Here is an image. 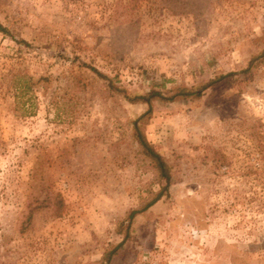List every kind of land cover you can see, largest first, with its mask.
<instances>
[{
	"label": "rangeland",
	"instance_id": "1",
	"mask_svg": "<svg viewBox=\"0 0 264 264\" xmlns=\"http://www.w3.org/2000/svg\"><path fill=\"white\" fill-rule=\"evenodd\" d=\"M0 22V264H264V0H0Z\"/></svg>",
	"mask_w": 264,
	"mask_h": 264
},
{
	"label": "trees",
	"instance_id": "2",
	"mask_svg": "<svg viewBox=\"0 0 264 264\" xmlns=\"http://www.w3.org/2000/svg\"><path fill=\"white\" fill-rule=\"evenodd\" d=\"M0 32L11 35L10 30L3 23H1V22H0ZM18 41L19 42L28 43L26 40H18ZM261 58H264V50L261 53H259V54L255 55L254 57H252V60H251L250 65L253 64V62H255V60L261 59ZM249 69H250V67H248L246 69V71H248ZM96 71H98V70H96ZM214 82H215V80L210 81L209 83L205 84L202 89H199L197 91H195V90L194 91H192V90H189L188 91L186 89H181V90H179V92H177L176 94H173L171 96H165L162 92L155 91L154 90V91H152V92H150L148 94L147 101L151 102L155 98H160V99H165V100H174L177 95H193V93H196L197 95L200 96L202 94L203 90H205L206 88H208ZM138 137H139V140L142 143V145L147 149V153L149 155H151L153 157L154 161L156 162V166L158 167L161 176L164 177L166 179V181L169 183L170 178H171V175H170V171L168 169V165L164 161V158L159 153L156 152V150L151 146L150 142L147 140V138L145 137V135L140 130L138 131ZM166 187L167 186H164V189ZM163 193H164V191L161 190L157 194V196H156L153 204L156 203L157 201H159L162 198V196L164 195ZM56 206H57V208H59L57 210V214L59 215L61 213V208L63 206V200H62V198L59 201H57ZM139 212H140V210H134V211H132V213L130 215L131 216V219H133V217H135V215L137 213H139ZM122 245L123 244L120 243L115 249L117 250Z\"/></svg>",
	"mask_w": 264,
	"mask_h": 264
}]
</instances>
